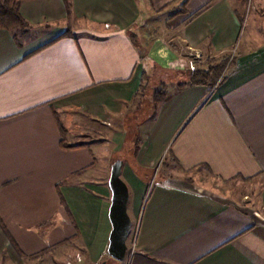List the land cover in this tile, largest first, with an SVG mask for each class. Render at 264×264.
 Masks as SVG:
<instances>
[{
    "label": "crops",
    "instance_id": "1",
    "mask_svg": "<svg viewBox=\"0 0 264 264\" xmlns=\"http://www.w3.org/2000/svg\"><path fill=\"white\" fill-rule=\"evenodd\" d=\"M21 13L22 45L0 29V259L69 246L74 264L110 259L122 152L139 234L119 264H264V0H22ZM196 52L201 69L229 58L225 77L179 89ZM145 78L168 85L157 106Z\"/></svg>",
    "mask_w": 264,
    "mask_h": 264
},
{
    "label": "trees",
    "instance_id": "2",
    "mask_svg": "<svg viewBox=\"0 0 264 264\" xmlns=\"http://www.w3.org/2000/svg\"><path fill=\"white\" fill-rule=\"evenodd\" d=\"M22 0H0V29L12 33L19 45L23 42L21 38L31 30V26L21 13ZM228 59L221 62L211 61L206 69H194L190 71L189 80L180 83L177 88L182 89L188 85L216 87L225 77V69ZM167 84H161L153 96L154 105L157 106L167 97Z\"/></svg>",
    "mask_w": 264,
    "mask_h": 264
},
{
    "label": "rangeland",
    "instance_id": "3",
    "mask_svg": "<svg viewBox=\"0 0 264 264\" xmlns=\"http://www.w3.org/2000/svg\"><path fill=\"white\" fill-rule=\"evenodd\" d=\"M161 21H162V23L165 21L164 17H161ZM25 39L26 38L24 36L21 38V41L23 42V41H25ZM182 58H180V60L183 61V64H186V68L189 66H193L195 68L201 69L200 67L204 66V64H201V63H198L200 65L195 66L196 65V59H195V57L193 59V57H190V55H189V57H184L183 59ZM173 72H174L173 73L174 76L173 75L170 77L167 76L166 80H169L172 82L174 80L177 81L178 75H176L175 71H173ZM182 75L183 74H181L180 76H182ZM159 84H160V82H159ZM159 84H158V86H159ZM154 85H155V79L150 80L149 83H147L146 78L143 80V87H142V90L140 93L142 94L141 96L143 97V101L145 104H149L153 100V96L155 93V86ZM138 112L134 111V112H131L130 116H128V117L126 116L127 117V124H125V126L127 127L126 132L129 135V138H128L129 144L134 139L133 134H135V127H136L135 125H137V122L139 121V118L142 115V113H138ZM119 123L121 125L122 122L118 121V124ZM93 127H94L93 129L89 130V133H91L93 136L95 134H99L98 131H100L101 132L100 134H102V132H104V130H109V129L112 130L113 129V125L112 124L108 125L107 123L103 124V125H101L99 123H94ZM85 131H88V130H85ZM81 140H83V144H80V145H91L90 143H88L86 138L80 139L79 142ZM119 155L123 156V153L121 152ZM122 156H119V157L116 156L115 158L117 160H121V159H123ZM156 176H157V174H155V177ZM137 224H138L137 222L133 223L132 232H131L129 240H128V245H130V243L132 241L133 234L136 230ZM127 254H128V256H130L129 253H127ZM73 257H76V261L79 260V256H77L75 254V250L72 249V247L70 248V246H69V247L60 248L56 251L54 250L52 253L48 252L45 254H41L40 256L34 257V258L24 259L23 261L18 262V263L10 261L11 259L7 255H4V260L0 259V264H74ZM2 262H4V263H2ZM105 263L106 264H119L120 262L115 261L114 259L110 258ZM97 264H100V263H97Z\"/></svg>",
    "mask_w": 264,
    "mask_h": 264
},
{
    "label": "water",
    "instance_id": "4",
    "mask_svg": "<svg viewBox=\"0 0 264 264\" xmlns=\"http://www.w3.org/2000/svg\"><path fill=\"white\" fill-rule=\"evenodd\" d=\"M123 165V160H116L111 166L109 179V189L112 194L109 218L112 231L107 252L110 258L118 262H123L127 258L128 240L133 227L132 219L128 213L130 191L122 179Z\"/></svg>",
    "mask_w": 264,
    "mask_h": 264
},
{
    "label": "built area",
    "instance_id": "5",
    "mask_svg": "<svg viewBox=\"0 0 264 264\" xmlns=\"http://www.w3.org/2000/svg\"><path fill=\"white\" fill-rule=\"evenodd\" d=\"M236 50H237V48H235L233 50V53H235ZM193 55L195 56L196 59H201V57H202L199 52H196ZM138 234H139V224H137L136 230L133 234L132 241H131L130 245H128V253H129L130 257H132L137 251ZM127 256H128V254H127Z\"/></svg>",
    "mask_w": 264,
    "mask_h": 264
}]
</instances>
